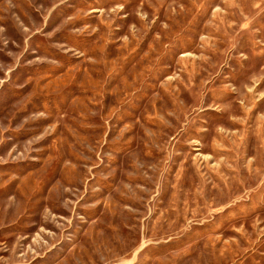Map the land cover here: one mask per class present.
<instances>
[{
  "label": "rangeland",
  "instance_id": "obj_1",
  "mask_svg": "<svg viewBox=\"0 0 264 264\" xmlns=\"http://www.w3.org/2000/svg\"><path fill=\"white\" fill-rule=\"evenodd\" d=\"M0 264H264V0H0Z\"/></svg>",
  "mask_w": 264,
  "mask_h": 264
}]
</instances>
